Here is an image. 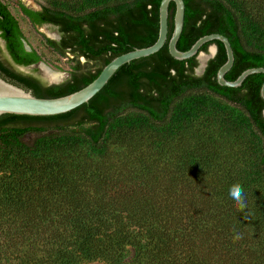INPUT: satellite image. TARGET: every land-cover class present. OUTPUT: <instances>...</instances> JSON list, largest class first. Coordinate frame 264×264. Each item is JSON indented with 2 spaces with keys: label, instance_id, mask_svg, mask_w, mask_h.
<instances>
[{
  "label": "trees",
  "instance_id": "trees-1",
  "mask_svg": "<svg viewBox=\"0 0 264 264\" xmlns=\"http://www.w3.org/2000/svg\"><path fill=\"white\" fill-rule=\"evenodd\" d=\"M160 1L18 3L33 27L52 24L60 33L58 40L40 33L70 63L66 79L48 84L16 68L42 59L25 49L0 0L9 56L0 48V76L37 97L74 92L113 57L154 43ZM183 1L179 50L220 33L234 54L227 80L264 67V12L246 0ZM174 11L170 2L164 45L120 66L88 102L58 115H0V153L11 175L0 176V264H264V73L238 87L219 85L226 54L218 40L200 47L217 48L200 74L196 55L174 59L167 48ZM230 144L240 152L230 156ZM81 147L90 153L82 157ZM110 148L122 155L85 159ZM237 183L243 211L229 198ZM237 233L242 239L234 241Z\"/></svg>",
  "mask_w": 264,
  "mask_h": 264
},
{
  "label": "water",
  "instance_id": "water-1",
  "mask_svg": "<svg viewBox=\"0 0 264 264\" xmlns=\"http://www.w3.org/2000/svg\"><path fill=\"white\" fill-rule=\"evenodd\" d=\"M170 2L174 3L175 11L173 15V29L167 41V48L169 54L174 59L185 60L196 55V58L200 63L198 66H200L203 71L207 61L215 55L217 48L215 44H211L208 46L207 52L200 51L199 49L207 42L218 40L223 44L226 54L224 63L218 68L216 73V79L219 85L226 87H238L248 75L253 73H264V67H251L243 70L234 80H227L225 78V74L233 65L234 54L228 38L220 33L203 35L197 38L189 49L185 51L179 50L176 44L183 28L185 10L184 1L161 0L159 4V29L154 43L147 47L136 48L113 57L102 67L98 75L92 81L74 92L52 98L37 97L30 91H27L0 76V115L5 113L29 116L58 115L67 113L83 103L88 102L97 92L101 90V88L107 83L110 77L120 66L131 60L154 54L164 45L167 40L168 33V8ZM43 25L53 26L52 24ZM49 38L58 40L60 38V33L57 31ZM1 41L4 43L2 39ZM23 45L26 50H30L25 40H23ZM201 55L204 56L203 59H201ZM33 65L34 64H30L28 66L18 65L17 67H32ZM40 77L48 84L59 83V81L49 80L43 73ZM260 95L264 100V81L260 88Z\"/></svg>",
  "mask_w": 264,
  "mask_h": 264
},
{
  "label": "rangeland",
  "instance_id": "rangeland-1",
  "mask_svg": "<svg viewBox=\"0 0 264 264\" xmlns=\"http://www.w3.org/2000/svg\"><path fill=\"white\" fill-rule=\"evenodd\" d=\"M47 1L48 0H4L10 12L17 19L18 24L24 35L26 44L30 49L31 48L35 49L41 55V59H42L39 63L34 64L32 67H16V68L24 73L34 72V74L40 76L43 73L42 66H46L52 69L53 71L62 73V77L58 80L59 82H61L68 77V71L70 67L69 60L66 57H61L55 54L54 52H52L44 44L42 37L40 35V33H42L46 37L53 36L57 32V29L54 26H50V25H40L37 28L33 27L28 21V19L22 14V12L18 7V3H22L29 8L39 9L40 6L42 4H46ZM246 2L250 7L257 8V10L264 12V0H246ZM0 48L2 50L3 56L9 60V56L4 49V43L1 41V39H0ZM81 61L84 62V59L81 58ZM201 72L202 69L200 66H198L196 68V73L200 74ZM240 148L241 147L238 144H234V145L230 144V149H231L230 156L232 153L236 154L240 152L241 150ZM79 150L83 153L81 155L82 157H85L90 153L88 147H81V149ZM222 153L220 154V158H222L223 156ZM110 155H112V157ZM116 155L121 156L122 153L120 151H115L114 148H110L109 152H107V154H105L104 156L97 157L92 154V156L89 155L88 156L89 158H85V159L93 162L97 161V162L106 163L105 161H107L109 158L113 160L116 157ZM4 161L5 158H3V156L0 153V176L4 178L11 177L8 171L10 166L7 164V162ZM13 198L14 196L12 195L10 200L12 201ZM0 202L3 201L0 199ZM128 254L130 256L133 254V252L130 250ZM81 264H109V263L102 260H93V261H83Z\"/></svg>",
  "mask_w": 264,
  "mask_h": 264
},
{
  "label": "clouds",
  "instance_id": "clouds-1",
  "mask_svg": "<svg viewBox=\"0 0 264 264\" xmlns=\"http://www.w3.org/2000/svg\"><path fill=\"white\" fill-rule=\"evenodd\" d=\"M229 198L230 200L235 204L238 211H243L244 209H247V198L245 196L243 187L240 184H233L229 189ZM245 219H247V216H245ZM234 241H238L242 239V234L237 233L233 237Z\"/></svg>",
  "mask_w": 264,
  "mask_h": 264
},
{
  "label": "bare ground",
  "instance_id": "bare-ground-1",
  "mask_svg": "<svg viewBox=\"0 0 264 264\" xmlns=\"http://www.w3.org/2000/svg\"><path fill=\"white\" fill-rule=\"evenodd\" d=\"M204 56L201 55V59H203ZM44 75L51 81H58L62 77V73L53 71L49 67L42 66Z\"/></svg>",
  "mask_w": 264,
  "mask_h": 264
},
{
  "label": "flooded vegetation",
  "instance_id": "flooded-vegetation-1",
  "mask_svg": "<svg viewBox=\"0 0 264 264\" xmlns=\"http://www.w3.org/2000/svg\"><path fill=\"white\" fill-rule=\"evenodd\" d=\"M17 67V66H16ZM37 71V70H36ZM29 73H31V74H33V75H36V74H34V72H29ZM36 76H38V77H40L39 75H36ZM41 78V77H40ZM42 79V78H41ZM43 80V79H42Z\"/></svg>",
  "mask_w": 264,
  "mask_h": 264
}]
</instances>
